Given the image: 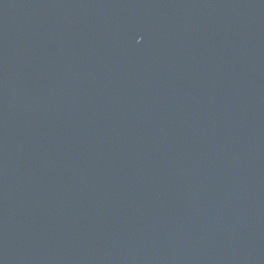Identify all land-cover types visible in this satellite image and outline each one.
I'll use <instances>...</instances> for the list:
<instances>
[{
    "label": "water",
    "instance_id": "water-1",
    "mask_svg": "<svg viewBox=\"0 0 264 264\" xmlns=\"http://www.w3.org/2000/svg\"><path fill=\"white\" fill-rule=\"evenodd\" d=\"M0 264H264V0H0Z\"/></svg>",
    "mask_w": 264,
    "mask_h": 264
}]
</instances>
